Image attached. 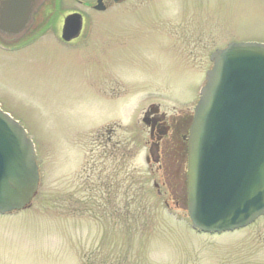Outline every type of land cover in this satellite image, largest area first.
I'll return each instance as SVG.
<instances>
[{
	"label": "rangeland",
	"instance_id": "obj_1",
	"mask_svg": "<svg viewBox=\"0 0 264 264\" xmlns=\"http://www.w3.org/2000/svg\"><path fill=\"white\" fill-rule=\"evenodd\" d=\"M59 1L21 44L0 41V108L39 170L29 206L0 214V264H264V215L198 233L184 202L157 193L141 123L150 104L167 116L192 109L214 49L264 44V0H125L104 12ZM72 11L85 21L66 44ZM108 125L123 152L98 139Z\"/></svg>",
	"mask_w": 264,
	"mask_h": 264
},
{
	"label": "water",
	"instance_id": "obj_2",
	"mask_svg": "<svg viewBox=\"0 0 264 264\" xmlns=\"http://www.w3.org/2000/svg\"><path fill=\"white\" fill-rule=\"evenodd\" d=\"M39 4L0 1L4 45L42 23L34 19L41 16ZM94 9L104 10L102 0ZM81 26L80 14L67 15L61 38H76ZM210 60L187 136V212L192 228L212 234L246 227L264 215V44L231 42ZM142 122L148 125L145 117ZM38 183L33 142L0 108V214L27 207Z\"/></svg>",
	"mask_w": 264,
	"mask_h": 264
},
{
	"label": "flooded vegetation",
	"instance_id": "obj_3",
	"mask_svg": "<svg viewBox=\"0 0 264 264\" xmlns=\"http://www.w3.org/2000/svg\"><path fill=\"white\" fill-rule=\"evenodd\" d=\"M96 1L97 0L91 4H86V2L74 0V2L77 4L83 6L86 4V6L92 10L94 9ZM102 1L105 10L110 3H115L113 0ZM39 2L40 4L37 6L36 11L40 9L39 14H43L45 16H35L34 19H41L42 23L44 20L47 22L51 19L49 17L51 14L50 9H53L55 4L60 3V1L39 0ZM81 15L84 24L85 17L84 14ZM32 35L33 33L30 32L25 33L23 38L20 40H26ZM192 113L193 107L191 110L185 109L183 112L172 116H167L166 113L162 112L155 104H150L147 106V108L143 110L142 113V116H145L146 120L148 121V126H146L148 130V140L145 145L147 147V156L145 157V161L150 166H154V168H150L151 172L154 173V175H160L162 181L160 183L154 181L153 186L155 187L158 194H160L161 187H165L174 199L178 198V205L180 201L181 203L184 202L185 208H187V136L192 121ZM115 128L117 129V127L114 125H108L106 126L105 131L99 132L97 136L101 143H103V148L105 146H111V152H115V154H117V147L121 143L119 141H113L115 136Z\"/></svg>",
	"mask_w": 264,
	"mask_h": 264
},
{
	"label": "trees",
	"instance_id": "obj_4",
	"mask_svg": "<svg viewBox=\"0 0 264 264\" xmlns=\"http://www.w3.org/2000/svg\"><path fill=\"white\" fill-rule=\"evenodd\" d=\"M121 149V151L123 152L124 151V146H122V147H118L117 148V151H118V153H119V150ZM121 156L123 157V155L121 154ZM119 186V185H118ZM135 199H137V198H135ZM127 207V206H126ZM136 207H138V205H137V203H136ZM137 209V208H136ZM101 263L103 264V262L101 261ZM84 264H87L86 262H84Z\"/></svg>",
	"mask_w": 264,
	"mask_h": 264
}]
</instances>
